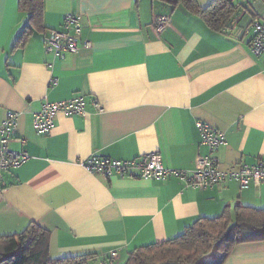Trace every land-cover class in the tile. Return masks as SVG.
<instances>
[{"label":"crops","instance_id":"obj_1","mask_svg":"<svg viewBox=\"0 0 264 264\" xmlns=\"http://www.w3.org/2000/svg\"><path fill=\"white\" fill-rule=\"evenodd\" d=\"M245 1L232 24L215 31L160 0H44L42 20L20 42L29 14L19 0H0V122L7 110L20 112L10 146L29 154L6 172L0 236L35 222L51 234L52 257L95 254L100 264L116 251L111 261L122 264L136 247L177 237L228 205L264 208V182L199 188L175 175L105 177L82 165L93 155L157 152L165 166L192 170L208 151L197 120L226 132L222 169L264 161V52H253L250 28L264 19V0ZM70 13L82 16L80 49L47 52L46 35L62 30ZM159 15L170 18L161 33ZM78 95L86 114H59L50 132L37 133L34 113L44 102ZM221 264H264V239L237 244Z\"/></svg>","mask_w":264,"mask_h":264},{"label":"trees","instance_id":"obj_2","mask_svg":"<svg viewBox=\"0 0 264 264\" xmlns=\"http://www.w3.org/2000/svg\"><path fill=\"white\" fill-rule=\"evenodd\" d=\"M160 1L172 8L183 6L215 31H222L232 24L246 2L213 0L202 7L196 0ZM19 8L29 14L30 20L21 33V42L31 32L32 23L42 20L44 0H19ZM262 239L264 208L228 205L218 216L198 218L177 237L136 247L129 252L125 264H211L204 261L209 255H216V264H221L237 244ZM50 243V232L31 222L22 232L0 236V264H94L95 254L52 257Z\"/></svg>","mask_w":264,"mask_h":264},{"label":"built area","instance_id":"obj_3","mask_svg":"<svg viewBox=\"0 0 264 264\" xmlns=\"http://www.w3.org/2000/svg\"><path fill=\"white\" fill-rule=\"evenodd\" d=\"M167 15H159L155 19V30L161 33L169 24ZM251 28V43L253 52L260 55L264 52V19L255 18ZM82 32V16L70 13L65 18L62 30L52 29L45 37L47 52L64 56V52L75 53L80 49ZM90 46V42L84 43ZM92 104L98 111H103L97 97ZM86 102L82 95L68 100L44 102L42 108L34 113V127L39 134L47 133L55 126L59 114L74 115L86 114ZM20 112L9 109L5 118L0 122V195L8 186L6 172L23 164L29 154L26 151H15L10 143L17 135V122ZM196 128L199 131L202 143L208 151L199 154L196 167L192 170L173 169L165 166L160 153H149L132 159H114L93 155L83 160V167L89 171L101 174L105 177L119 174L121 176H133L144 179L163 180L175 175L181 181L190 186L209 188L223 184L226 181L237 179L243 188L252 182L259 184L264 182V161L256 163H241L235 169H222L217 151L228 143L226 132L216 128L203 120H197ZM117 257L116 251H111L110 256L101 261L103 264H113L111 259Z\"/></svg>","mask_w":264,"mask_h":264},{"label":"rangeland","instance_id":"obj_4","mask_svg":"<svg viewBox=\"0 0 264 264\" xmlns=\"http://www.w3.org/2000/svg\"><path fill=\"white\" fill-rule=\"evenodd\" d=\"M128 259V258H127ZM127 259L125 260V261H123V262H121L122 264H125V262L127 261ZM215 260H217V257H216V255H209V256H206L205 258H204V261H206V263L207 262H209V263H211V264H216L217 262H215ZM118 263V261H116V264ZM119 264V263H118Z\"/></svg>","mask_w":264,"mask_h":264}]
</instances>
